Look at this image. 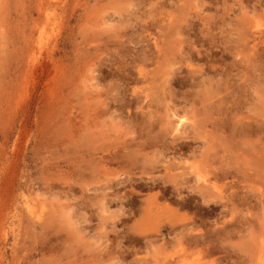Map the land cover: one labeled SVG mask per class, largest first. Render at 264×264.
<instances>
[{"label":"rangeland","instance_id":"rangeland-1","mask_svg":"<svg viewBox=\"0 0 264 264\" xmlns=\"http://www.w3.org/2000/svg\"><path fill=\"white\" fill-rule=\"evenodd\" d=\"M68 1V8H64L65 0H3L0 5V21L7 31L4 30L3 35H8L7 45L3 42L2 46H6L0 51V264H264V171L258 173V168L252 164L259 165L257 162L264 159L260 156L262 153L255 155L259 149L244 145L250 148L247 150L250 154L241 157H248L247 163L252 160L249 167L245 165L246 169L242 165L246 164L244 159L239 160L240 167L249 174L247 180L240 182L239 178H229L219 184L223 189L238 191L237 196L243 191L241 196L248 203L237 204L233 213L218 206V217L211 218L205 227L199 226L202 232L225 226L232 230L224 248L213 252L188 247L185 243L181 249L170 239L164 243L157 232L160 221L154 215L148 214L141 219L136 216V204L146 197V193L132 194L135 203L123 202L122 198L116 197L129 194L130 185H115L112 173L116 161L98 166L101 169L94 165L96 157L107 155L118 142L138 137L139 130L126 117L127 110L118 104L126 93L120 79L121 70L131 66V57L150 53L153 37L159 35L161 27H173L168 24L167 16L170 13L177 15L179 9L178 14L183 19L180 26L187 29L186 33L191 32V36L188 39V34L182 33L169 39L174 42L180 37L179 40L187 39V42L179 47L177 41L169 54L172 62L169 60L155 74L161 80L164 78V73H160L162 69L164 72L172 68L183 70L180 86L171 82L174 102L170 104L173 106L176 102L184 106L187 102V109L194 105L202 110L208 104L205 98L215 96L214 101L231 90L235 97L227 96L238 102V108L236 102L229 108L232 117L243 115L264 120V104H261L264 103V46L262 58L258 54L251 56L253 51L249 53L248 48L255 42L251 41L252 33L260 30L261 37L264 36V0H198L182 8L184 16L183 0ZM55 2L59 4L55 5ZM204 29H209L210 34H202ZM118 33L124 36L120 38ZM243 33L245 35L241 36ZM39 36L44 42L49 41L47 45L51 40L58 41V46L52 57H44V52L39 61L43 64L41 69L33 72L27 53ZM107 38H119L121 44H105ZM225 43L232 48L224 66L231 70L227 77L220 71L209 72L204 61L191 64L194 69L201 68L202 74L205 70L209 74L205 75V71L202 78L201 69H197L199 74L192 75L187 73L189 61L178 64L179 60L173 59L177 54V59L186 58L188 48L193 46L195 53L202 51L201 57L209 55L210 59L219 60ZM239 60H242V66ZM53 66H62L65 75L59 81L63 84L60 87L57 84L59 88L53 93L55 100L51 101L47 97V79L50 72L56 75ZM196 77L202 79L197 81ZM93 103L105 114L95 112L100 118L91 122L87 129L85 107L91 108ZM215 116L220 120L221 116ZM213 120L201 129L204 136L196 143L201 147L198 153L204 154L209 151L204 146L207 144L202 147L201 143L214 141L217 147L211 152L217 153L215 158L220 162L225 160L222 156L229 154L224 149L238 138L232 140L219 133L220 125L215 127H218V133H215L213 127L221 123ZM261 137L264 147V132ZM154 149L147 152L155 154ZM156 153L159 155L158 151ZM93 154H96L94 159L91 158ZM107 171H111L110 174ZM233 185L237 191L232 190ZM112 198L116 200L107 201ZM198 204H193L189 215L199 210L207 214L212 208L210 203ZM121 209L133 212L131 217L127 212L121 216ZM226 212L229 213L227 216L224 215ZM34 213L39 218L33 217ZM148 217H151L149 222H145ZM136 222L139 227L149 225L148 231L140 228L146 237L138 231ZM163 245L166 248H162Z\"/></svg>","mask_w":264,"mask_h":264},{"label":"bare ground","instance_id":"bare-ground-1","mask_svg":"<svg viewBox=\"0 0 264 264\" xmlns=\"http://www.w3.org/2000/svg\"><path fill=\"white\" fill-rule=\"evenodd\" d=\"M177 1L179 2L182 0H177ZM193 1L198 2V0H183V4H181L183 7L180 5L181 9L185 8L187 6L186 5L187 3L189 5L190 3H193ZM2 2L3 0H0V5ZM203 2L201 3L204 5ZM56 4H59V3L55 2V5ZM63 5H64V8H68L69 1L65 0ZM179 12H180V9H179ZM179 12L177 11V15L170 13L167 16L168 24L173 27H164V26L161 27V30H160L161 32L159 33V35L157 37H153L154 46H153V49L150 51V53L144 54L143 56L141 55L138 58L137 56L136 58L131 57L130 59L131 64L129 63L131 66L121 70L120 79H121V82L124 84L126 93L122 91L124 95L119 99L118 104H120L119 105L120 108H124L127 110L126 117H129L131 125L137 128V131L139 130L138 137L135 136V139H133L132 141L123 139L121 143L118 142L117 143L118 145L116 144L115 146H113L110 152L106 153L107 155H101L102 154L101 153L102 151H101L100 152L101 156H98L94 159V156L98 154L97 153L98 151H97L96 154H93L91 157L94 159V163L96 164L93 163V160L91 162L95 166L97 165L96 167L98 166L101 167V166H107L111 162L116 161L115 165L117 164L116 166L117 169L116 167H114L115 172L112 173L114 177L113 179L114 180L116 179L114 181L115 185L116 186H119V185L129 186L130 185L129 194L124 192L125 193V195L123 194L124 196L122 195L121 197H116L118 199L120 198V200L122 198L123 202L125 200L128 202L130 201L131 203L134 201L133 200L134 194L143 195L144 192L146 193V197L140 200L139 204L138 203L136 204L138 205L137 210H135L137 214L136 213L134 214H136V216L139 215L140 216L139 219L143 218L145 215H148V214L149 216L152 214L151 215L152 217L155 216L160 221L157 227V230H158L157 232L158 234L160 233V236L159 235L158 236L161 237L162 240H164V243H167L168 240L170 239L174 241L177 244V246H179L181 249H184L183 243H185L188 247H194V248L201 247L206 252H213L215 250H218V249L221 250L224 248V245H225L224 243L226 242V238H230L229 236L232 234V230H228L225 226L223 228L216 229L215 231L207 230V231L202 232L199 226L205 227L208 225L211 218L214 217L216 219V217H218L217 211L219 210L216 211L218 206H221L222 208H224V210L225 208H227L229 209L228 211L229 213H233L234 212L233 209H235L234 206H236L237 204H244V202L248 203L247 201L244 200L245 197L241 196L244 194L243 191H241L242 194L240 196H237L239 192L236 189H234L235 187L234 185L232 186L233 187L232 190H236L238 193L232 192L231 190L227 188L223 189L222 187L219 186V184L220 182L224 184V181H226L229 178H239L241 179L240 182L248 179L249 174L240 167L241 162H239V160H241L240 158H242L245 154H250V153H247V150L249 151L250 148L247 149L244 147V145L252 146L253 150L259 149L255 153V155H259L262 153L260 156L264 157V152H262V150L264 149L262 145L263 139L261 137L264 132L263 131L264 130V120L262 119L253 120L251 119L253 117H249V116L242 117L243 115H241V117H238V115H235V116L233 115L234 117H232V114L230 115L229 108H231V106H234L236 103H237V108H238V102H236L237 99L232 101L233 99L229 97L230 95L235 97V95H232L233 91L231 90L225 96L218 97L214 101L212 99H214L215 96H208V98H205V101L208 100V104L204 106L202 110L196 108L194 105H192L190 109H187L185 107V103L187 102L184 103V106H179L178 104H176V102L175 104H173V106L172 104H170L174 102L173 90H172V87L170 86L171 82L172 81L176 82L175 84H179L180 86V83L182 80V79L180 80V75L181 73H183V70L179 71L180 68L177 67L178 69L176 70L172 68V69H169L168 72H164L165 69L161 68L162 71L160 70V73L161 72L164 73V78L161 77V80H159L158 77L157 79L155 77V74H156V71H158L161 66L164 65L165 67L167 65L166 63L169 60H170L169 63L172 62L171 61L172 58L169 59V57L171 53L173 52L172 48L174 44H176V42L179 41L177 42V45L181 47L183 43L187 42V39L186 41H183L182 39L179 40L180 37H178L179 39H177V41H175L174 39H173L174 42L169 41V39L182 35V33L185 34L187 32V29L185 27L180 26L182 24L183 19H182V16L180 18V15L178 14ZM184 13H185V10L183 12V16H184ZM157 23L158 21H156V24ZM165 25L167 26V24ZM3 28H4L3 22L1 23L0 21V51L1 50L4 51L3 48H5L4 46L7 45L6 41L8 39L7 37L8 35H6L7 33L3 35L4 33L3 31L4 30L6 31V29H3ZM165 28L168 30H165ZM195 32L196 33H194V37L197 40L198 38L197 30H195ZM259 32H255L251 34L253 37L251 41L254 40L255 42L254 44L251 42L252 45L248 48H249V53L253 51V54L251 56H256L258 54L259 57L262 58L261 49H262V46H264L263 45L264 41L262 40L264 36L261 37ZM201 33L207 35V34H210V30L204 29L203 31H201ZM244 33L243 35L241 34V36H244L245 34H247V33L245 34ZM186 34H188V39H189V37L191 36V32H188ZM118 36L122 38L124 35L122 33H118ZM3 42H5L6 45L2 46V44H4ZM48 42H44L43 39H41V36H39L37 41L35 42V45L31 46V48L29 49V52L27 54H29L28 57L31 58L30 68H32L33 72L34 71L37 72V70L41 69V66L43 64H41V62L39 61L41 59V56L44 54V52H46L44 57H52L54 55V48L58 46V41L56 42V40H51L50 44L47 45ZM105 42H106L105 44L107 43H112V44L116 43L119 45L121 44V40L119 38H115L113 40L110 38H107ZM231 45H234V44L231 43ZM194 48L195 47L193 46H190V48H188L186 58L179 57L180 59L179 58L177 59L178 54L177 56L175 55L173 58L174 61L176 62L179 60L178 64L182 63L183 60L189 61V63L187 64V68L189 69V71H187V73L194 75L197 72L199 74L198 70L200 71L201 68L198 69L196 67L194 69L193 68L195 67L194 61H199V62L204 61L209 72L210 71H215V72L220 71V73L223 76L225 77L230 76L231 70L229 69V67L228 68L224 67L226 65L225 64L226 58L232 52V48L229 45H226V43L223 44V47H222L223 55H222V52L220 51L222 56L220 55L221 58L219 60H215L212 58L210 59L209 55H206L205 57L204 56L201 57V55L203 54L201 53L202 51L199 52L200 50H198L195 53L193 51ZM237 49L239 48L236 47V50ZM236 54L239 55L240 53L236 51ZM252 59L254 60V58ZM255 59L257 60V58ZM258 61H260V59ZM241 62L242 60L238 61L239 65ZM191 63L194 65H192ZM37 65L40 66L39 69ZM151 65H154L155 68L150 69L149 67ZM46 66L48 69L49 66L48 65ZM124 66H127V65L124 64ZM53 67L55 68L56 75L50 72L49 73L50 77L47 79V87L49 90V92H47L48 93L47 97L51 101L55 100L52 97L54 95L53 93L54 91H57V89L63 84L62 82L59 83V81L62 80V77L65 75L64 71L62 70L63 68L62 66H53ZM202 71L203 70L201 69V77L204 76L203 74L206 70L203 72V74H202ZM244 71H246V69ZM207 72L208 71H206L205 75L209 74V72L208 73ZM215 72L213 73L215 74ZM195 75L197 76V74ZM201 77H196V80L203 78ZM57 84H59L58 88L56 87ZM194 84H197V82H195ZM138 85H140V87H137ZM227 89L228 87L226 86V90ZM211 100L212 102H209ZM194 101H193V104L195 103ZM201 101L202 100H200V102ZM260 101L262 102V100ZM88 104H90L89 101H88ZM244 104L245 103L243 102V105ZM261 104H264V103H261ZM83 105L85 104L83 103ZM94 105L95 103L91 105V108H89L88 105L87 107L84 106L87 109V111L85 110L87 114V118H88L87 119L88 120L87 129L91 127V122H95L97 119L99 120L100 118L97 115L98 114L97 112H99V109L97 105L95 106ZM159 105H162L163 108L156 107ZM261 108L260 110H262ZM90 109L94 111L93 114ZM94 109H97L98 111ZM238 113L240 114V112ZM102 114H105V113L102 112ZM215 114H217V116L218 115L221 116L220 120L216 119ZM93 115H95L96 117L92 118ZM214 116L217 122L219 121V123L221 124L215 125L213 129L216 126L220 125L219 130L221 131H219V133L222 132V134H226V137H229V138L232 137L231 138L232 140H235L238 138V140H236L235 142L231 141L230 143L231 145L227 146V149H224V152L225 153L227 152L229 154H226L225 157L222 156L221 158H225V160L223 159L220 162L219 160L217 161L218 158H215L217 153L211 152L212 150H215L217 147L214 141L209 140L208 142L201 143L202 147L206 143L207 145H204V146H206V149L209 151V152L207 151L208 153H204V154L198 153L201 147H198L196 143L197 140H199L202 136H204V134L201 132V129L203 127H207L209 122L214 119ZM67 128H69V126H67ZM215 129H216V132H215ZM215 129H214V132L218 133L217 132L218 127ZM239 140H242V141H239ZM118 146H119V149H118ZM241 146H243V148ZM98 148L95 147V149H98ZM151 148L156 149V150L155 149L153 150L155 154L154 153L151 154L150 152H147ZM123 150L126 152L124 153ZM157 151L159 155L156 153ZM168 154L172 156H168ZM251 155H253L252 152H251ZM247 158L245 159L242 158V160L244 159V162L248 161L249 159L246 160ZM257 159H260V158L258 157ZM257 159H256V162H257ZM250 161L252 162V160ZM245 163L246 164H242L244 166L243 167L244 169L247 168V167L245 168V165L248 166V163L247 162ZM257 163H259V165L258 164L256 165V163H252V164H255V168L256 167L258 168V169L256 168L259 171L258 173L264 171V159H260V162H257ZM111 164H114V163H111ZM94 169H97V168H94ZM109 172L107 171V174H110ZM131 174H133V176H131ZM113 186H114V183H113ZM245 187L246 186H244V188ZM132 194H133L132 196L133 198L131 197ZM116 198L107 199V201L111 202L112 200H116ZM102 200H105V199H102ZM193 202L194 203L199 202L200 204L206 203L207 205H209L210 203V207L212 208L208 211L207 214L199 210V211H195L192 213L190 212L191 214L189 215L190 208L193 207V204H194ZM130 208L131 207H129L128 209ZM123 210L120 214L121 216H123V214L128 213L127 210H126L127 213L125 212V210L124 211ZM221 212L219 213L221 214ZM228 212H226V214L224 215L227 216L229 214ZM132 213L133 212L130 211L127 215L131 217ZM33 217L39 218L37 213H34ZM130 217H128L127 219H129ZM149 218L151 217H148L147 221H145V219L142 221L149 222L148 221ZM127 219L125 218L124 221H126ZM148 226L149 225L147 224V227ZM141 227L138 228V231L140 232L143 231L140 229ZM147 227L146 226L145 228L142 227V229H144L145 231L147 230ZM150 232H151V229L149 230V233ZM142 235H144V237L147 236V234H143V232H142ZM262 239H263V244H264V237H262ZM178 242L181 245H179ZM162 248H166V245H163ZM262 249L264 250V247H262Z\"/></svg>","mask_w":264,"mask_h":264}]
</instances>
